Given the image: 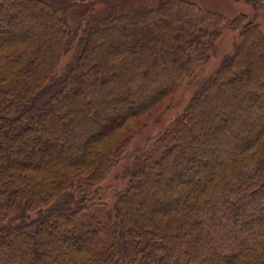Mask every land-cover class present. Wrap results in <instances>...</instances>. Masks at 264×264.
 Returning <instances> with one entry per match:
<instances>
[{"label":"trees","instance_id":"16d2710c","mask_svg":"<svg viewBox=\"0 0 264 264\" xmlns=\"http://www.w3.org/2000/svg\"><path fill=\"white\" fill-rule=\"evenodd\" d=\"M225 27L233 53L109 205ZM260 27L193 0H0V264H264Z\"/></svg>","mask_w":264,"mask_h":264},{"label":"rangeland","instance_id":"374dc122","mask_svg":"<svg viewBox=\"0 0 264 264\" xmlns=\"http://www.w3.org/2000/svg\"><path fill=\"white\" fill-rule=\"evenodd\" d=\"M92 1V0H85ZM99 1V0H93ZM160 0H136L137 3H144L149 5H156ZM203 7L205 10L220 11L232 18L241 13H246L251 19H254L260 24V28L264 31V5L259 0H193ZM259 3H257V2ZM262 4V5H261ZM101 2H98V8H101ZM222 37L217 41V53L210 57L206 63L198 70L194 81L185 84L176 92L173 106L166 109L158 118L133 139L125 157L121 163L116 166L114 171L109 175L108 179L103 183V188L106 190L105 200L109 205H112L116 194L126 187L129 180V168L135 162V159L147 151L154 140L170 125L171 121L176 118L190 102L194 91L204 82L205 78L209 77L219 66L223 57L233 53L235 45L239 39V33L223 28ZM72 58L69 54L66 61ZM141 122V120H140ZM190 173L186 174L187 177Z\"/></svg>","mask_w":264,"mask_h":264},{"label":"built area","instance_id":"2783aa9c","mask_svg":"<svg viewBox=\"0 0 264 264\" xmlns=\"http://www.w3.org/2000/svg\"><path fill=\"white\" fill-rule=\"evenodd\" d=\"M259 1H261V3H263V4H264V0H259Z\"/></svg>","mask_w":264,"mask_h":264}]
</instances>
